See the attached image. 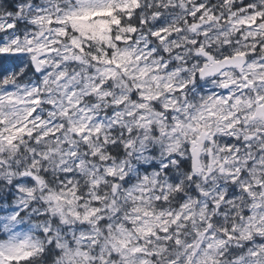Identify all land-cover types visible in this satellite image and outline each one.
<instances>
[{"label":"clouds","instance_id":"obj_1","mask_svg":"<svg viewBox=\"0 0 264 264\" xmlns=\"http://www.w3.org/2000/svg\"><path fill=\"white\" fill-rule=\"evenodd\" d=\"M0 264H264V0H0Z\"/></svg>","mask_w":264,"mask_h":264},{"label":"snow or ice","instance_id":"obj_2","mask_svg":"<svg viewBox=\"0 0 264 264\" xmlns=\"http://www.w3.org/2000/svg\"><path fill=\"white\" fill-rule=\"evenodd\" d=\"M15 59H16L15 57H0V67L3 66V62L14 61Z\"/></svg>","mask_w":264,"mask_h":264}]
</instances>
